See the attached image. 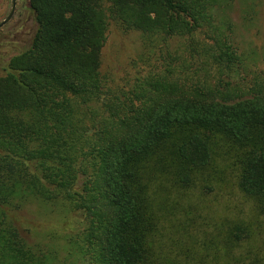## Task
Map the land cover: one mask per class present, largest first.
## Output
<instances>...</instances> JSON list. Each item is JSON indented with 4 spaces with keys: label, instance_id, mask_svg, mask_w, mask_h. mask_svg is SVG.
Returning a JSON list of instances; mask_svg holds the SVG:
<instances>
[{
    "label": "trees",
    "instance_id": "1",
    "mask_svg": "<svg viewBox=\"0 0 264 264\" xmlns=\"http://www.w3.org/2000/svg\"><path fill=\"white\" fill-rule=\"evenodd\" d=\"M27 3L30 45L0 56V264H67L12 220L35 203L82 220L65 241L83 264H194L182 238H159L205 173L232 169L264 214V51L241 50L234 0ZM109 22L138 33L157 70L128 90L100 71ZM214 231L225 257L251 237L226 218Z\"/></svg>",
    "mask_w": 264,
    "mask_h": 264
},
{
    "label": "rangeland",
    "instance_id": "2",
    "mask_svg": "<svg viewBox=\"0 0 264 264\" xmlns=\"http://www.w3.org/2000/svg\"><path fill=\"white\" fill-rule=\"evenodd\" d=\"M240 1L234 0L231 13L237 27L240 48L245 53H262L264 0H246L254 14L253 22L246 28L243 25ZM10 10L11 0H0V23L7 18ZM35 31L36 26L27 0H16L13 16L0 28V56L7 59L27 48ZM152 63V59L142 52L138 33L123 32L114 22H109L101 51L100 71L111 87L130 89L134 77L143 79L148 74L157 73L155 64ZM221 163L224 166V161L220 158L214 160L217 168H220ZM207 188H211L212 192L209 193ZM179 206V212L165 222L159 239L166 243L169 238L176 242L182 238L186 248L191 250L194 264H264V214L254 201L239 193L236 172L232 169L227 168L226 172L216 176L211 173L201 175L197 185L187 192L184 201L179 200ZM188 209L193 213L192 223L184 216ZM225 218L229 222L245 226L251 232V237L242 241L229 257H225L224 240L217 239L214 231V226ZM12 220L28 243L56 245L61 259L68 258L67 264H83L75 255L76 252L66 246L65 241L67 235H75L82 229V220L75 214L35 203L13 213ZM69 250L71 257L68 256ZM178 253L177 258L180 259L182 252Z\"/></svg>",
    "mask_w": 264,
    "mask_h": 264
},
{
    "label": "water",
    "instance_id": "3",
    "mask_svg": "<svg viewBox=\"0 0 264 264\" xmlns=\"http://www.w3.org/2000/svg\"><path fill=\"white\" fill-rule=\"evenodd\" d=\"M15 2H16V0H11L10 13L8 14L7 18L3 22L0 23V28H2L4 25H6L10 21L11 17L13 16V12L15 9Z\"/></svg>",
    "mask_w": 264,
    "mask_h": 264
}]
</instances>
